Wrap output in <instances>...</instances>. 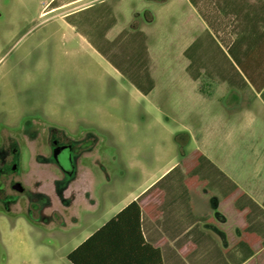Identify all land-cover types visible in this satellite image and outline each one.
<instances>
[{"label":"rangeland","instance_id":"obj_1","mask_svg":"<svg viewBox=\"0 0 264 264\" xmlns=\"http://www.w3.org/2000/svg\"><path fill=\"white\" fill-rule=\"evenodd\" d=\"M63 1L0 0V140H17L19 171L31 190L11 210L0 209V264H71L66 254L91 225L82 201L81 225L64 231L56 222L34 219L38 205L33 200L35 207L28 212V198L43 193L45 211H52L55 220L69 193L88 196L91 190L117 205L169 159L179 160L193 146L201 122L199 112L187 107L185 59L179 50L192 26L185 0H172L158 13V6L148 2L154 20L146 23L145 43L153 45L152 57L131 64L130 71L118 69L117 55L93 49L96 33L108 47L103 37L107 3L82 9L72 5L68 12L58 6ZM233 1L193 0L211 19L224 15L230 30ZM241 1L258 9L264 3ZM219 55L212 33L211 61ZM147 71L153 79L148 93L137 84ZM47 127L88 145L77 147L78 181L63 190L56 185L58 168L31 163L35 149L46 151Z\"/></svg>","mask_w":264,"mask_h":264},{"label":"crops","instance_id":"obj_2","mask_svg":"<svg viewBox=\"0 0 264 264\" xmlns=\"http://www.w3.org/2000/svg\"><path fill=\"white\" fill-rule=\"evenodd\" d=\"M148 2L158 6V13L172 0H65L58 6L69 12L107 3L103 37L108 47L96 33L93 49L117 55L118 69L130 71L131 64L152 57L153 45L145 43L146 23L154 20ZM185 4L192 26L179 50L185 59L187 107L201 117L194 144L117 205L90 190L88 196L65 195L58 220L52 211L37 207L34 219L69 231L81 225L82 201L91 225L69 252L135 200L141 236L135 220L128 219L126 228L116 227L96 239L123 241L133 264H155L152 249L139 241L158 248L161 264H264V3L258 9L234 0L231 30L224 15L211 19L193 0ZM212 33L220 51L216 61L210 58ZM144 73L137 84L147 88L153 79ZM186 135L193 140L190 132Z\"/></svg>","mask_w":264,"mask_h":264},{"label":"flooded vegetation","instance_id":"obj_3","mask_svg":"<svg viewBox=\"0 0 264 264\" xmlns=\"http://www.w3.org/2000/svg\"><path fill=\"white\" fill-rule=\"evenodd\" d=\"M40 137H38V140H40L41 145V141L43 144V139ZM44 139L47 145L45 153L42 149L43 146L35 149L32 152L31 163L41 166L51 164L58 168L61 176L56 181V185L58 190H63L77 177L75 163L78 157L77 147L84 149L88 145L83 146V142L81 143L77 138L66 139L64 134L58 133L57 130L51 131L49 127H47ZM19 154L17 140L8 141L7 144L0 140V209L3 211L11 210L21 196L28 195L31 192L28 181L21 177L19 171ZM67 163L71 164V168H67ZM32 195L26 203L28 212L35 207V204L32 203L33 200L37 202V207H44L47 203L43 193H33ZM31 205H33V208Z\"/></svg>","mask_w":264,"mask_h":264},{"label":"trees","instance_id":"obj_4","mask_svg":"<svg viewBox=\"0 0 264 264\" xmlns=\"http://www.w3.org/2000/svg\"><path fill=\"white\" fill-rule=\"evenodd\" d=\"M140 208L137 201H130L113 218L104 223L75 249L67 253L66 258L71 264H133L124 252L123 241H96L102 235L115 229L126 228L128 219L135 220L136 231L140 235ZM141 236V235H140ZM144 247H150L155 255V264H161L158 248H153L144 241Z\"/></svg>","mask_w":264,"mask_h":264},{"label":"water","instance_id":"obj_5","mask_svg":"<svg viewBox=\"0 0 264 264\" xmlns=\"http://www.w3.org/2000/svg\"><path fill=\"white\" fill-rule=\"evenodd\" d=\"M66 166H67V168H71V164H69V163H67Z\"/></svg>","mask_w":264,"mask_h":264}]
</instances>
